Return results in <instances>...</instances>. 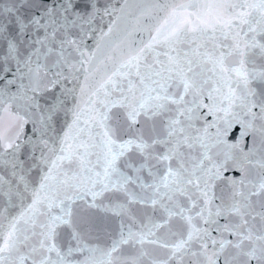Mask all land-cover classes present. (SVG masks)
<instances>
[{"label":"snow or ice","instance_id":"obj_1","mask_svg":"<svg viewBox=\"0 0 264 264\" xmlns=\"http://www.w3.org/2000/svg\"><path fill=\"white\" fill-rule=\"evenodd\" d=\"M0 264H264V0H0Z\"/></svg>","mask_w":264,"mask_h":264}]
</instances>
